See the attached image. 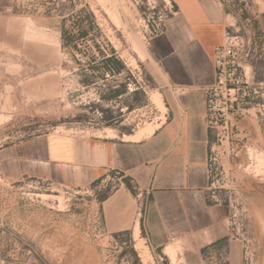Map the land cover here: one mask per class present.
<instances>
[{
  "label": "rangeland",
  "instance_id": "1",
  "mask_svg": "<svg viewBox=\"0 0 264 264\" xmlns=\"http://www.w3.org/2000/svg\"><path fill=\"white\" fill-rule=\"evenodd\" d=\"M222 2L224 82L207 98L211 193L231 204L241 263L247 253L248 264H264V0ZM173 10L170 0H12L0 8V264H229L227 242L199 259L173 242L174 259L151 250L143 232L107 233L100 203L118 175L73 188L11 180L1 167L6 148L36 136L161 125L168 111L158 97L167 98L170 81L150 44Z\"/></svg>",
  "mask_w": 264,
  "mask_h": 264
},
{
  "label": "crops",
  "instance_id": "2",
  "mask_svg": "<svg viewBox=\"0 0 264 264\" xmlns=\"http://www.w3.org/2000/svg\"><path fill=\"white\" fill-rule=\"evenodd\" d=\"M170 1L174 10L150 44L170 81L167 117L153 135L140 140H128L127 134L71 135L53 141L50 134L36 136L6 148L1 167L11 180L47 178L73 188L118 175V186L100 203L107 233L138 225L151 250L165 252L178 242L198 259L207 246L227 242L229 264H242L230 237L231 204L211 193L207 123L208 92L217 81L215 54L225 42L228 13L222 0ZM11 2L0 0V8Z\"/></svg>",
  "mask_w": 264,
  "mask_h": 264
},
{
  "label": "bare ground",
  "instance_id": "3",
  "mask_svg": "<svg viewBox=\"0 0 264 264\" xmlns=\"http://www.w3.org/2000/svg\"><path fill=\"white\" fill-rule=\"evenodd\" d=\"M113 1V0H112ZM105 5V4H104ZM106 8V7H105ZM109 8V7H108ZM126 8V7H125ZM104 9V8H103ZM124 9V8H123ZM105 10V9H104ZM114 10V9H113ZM109 12V11H108ZM111 13V12H110ZM176 13V12H175ZM113 16V15H112ZM119 16H117V18H118ZM110 18V17H109ZM118 23H119V20L117 21ZM227 25V24H226ZM122 26V25H121ZM225 26V25H224ZM120 28V27H119ZM123 31V30H122ZM121 31V32H122ZM127 41V40H126ZM133 42V41H132ZM134 43V42H133ZM135 44V43H134ZM134 44H133V46H134ZM139 49V48H138ZM142 56L143 55H145V56H147V54H146V52L144 51V49H143V51H142ZM158 94H160V93H158ZM158 103H159V106L161 107V109L163 110V113H166L167 112V106H166V104H165V101H164V98H163V96L161 95V96H159L158 97ZM162 118L165 120L166 119V116L163 114L162 115ZM164 122V121H163ZM160 125H158V126H154V125H152V124H148V125H146V127H144L141 131H139L138 133H136L135 135H125V138H127L128 140L130 139V140H140V139H143V138H148V137H150L151 135H153L154 134V132H155V130L159 127ZM102 130V129H101ZM102 133H104V134H106L107 136H117L116 135V132L114 131V129H112V128H110V127H106L105 129H103L102 130ZM98 135V134H97ZM104 136V135H103ZM158 154V153H157ZM160 155V154H159ZM157 156V155H156ZM139 215V214H138ZM138 220V219H137ZM136 222H138V221H136ZM140 222V221H139ZM136 226V225H135ZM136 228V234L137 235H139V233H140V229H139V226L137 225V227H135ZM210 237V236H209ZM210 240H211V238H210ZM206 242H208V241H206ZM173 251H174V249H173V247L171 246V245H168L167 246V248L165 249V252H164V254L165 255H167V256H171L172 258H174L173 257V255H176V253L174 254L173 253ZM169 258V257H168ZM175 259V258H174ZM174 259H172V260H174ZM174 262V261H173Z\"/></svg>",
  "mask_w": 264,
  "mask_h": 264
},
{
  "label": "built area",
  "instance_id": "4",
  "mask_svg": "<svg viewBox=\"0 0 264 264\" xmlns=\"http://www.w3.org/2000/svg\"><path fill=\"white\" fill-rule=\"evenodd\" d=\"M223 51H224V46H220V47H218L216 49V59H217L216 60V68H217L218 71L221 68ZM223 82H224V80L222 78V75L219 72H217V81H216V84H222ZM213 87H211L210 89H212ZM210 89H209V91H210ZM247 260H248V257H247V253H246V264H248Z\"/></svg>",
  "mask_w": 264,
  "mask_h": 264
}]
</instances>
